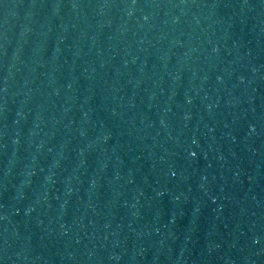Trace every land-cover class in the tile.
Masks as SVG:
<instances>
[{"label":"water","instance_id":"water-1","mask_svg":"<svg viewBox=\"0 0 264 264\" xmlns=\"http://www.w3.org/2000/svg\"><path fill=\"white\" fill-rule=\"evenodd\" d=\"M0 264H264V0H0Z\"/></svg>","mask_w":264,"mask_h":264}]
</instances>
